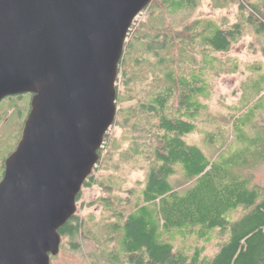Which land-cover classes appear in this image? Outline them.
<instances>
[{"label":"trees","instance_id":"1","mask_svg":"<svg viewBox=\"0 0 264 264\" xmlns=\"http://www.w3.org/2000/svg\"><path fill=\"white\" fill-rule=\"evenodd\" d=\"M176 4L177 0H153L147 10L157 16L145 27L133 25L119 70L130 86L131 77L123 68L128 71L143 61H154L146 98L124 112L130 145L123 155L126 161L143 166L142 189L133 204L130 198L123 205L113 196V186L94 179L93 173L84 187L97 184L109 196L88 205L102 206L107 217L114 219L104 223L110 240L119 237L117 248L106 254L110 264H264V187L253 184L248 173L264 161V132L255 125V131H246L252 118L264 110L263 67L254 68L259 75L252 82L259 91L250 93L251 81L244 86L243 99L253 96L247 107L252 102L254 107L247 124L243 117L234 120L241 144L234 153L222 149L209 156L187 141L207 109L203 101L211 97L209 72L222 73L224 68L216 69L217 63L225 67L215 54L228 53L248 35L259 38L264 53L263 18L250 13L226 27L196 20L177 30L166 23L168 16L189 6L173 7ZM240 7L246 12L244 4ZM118 98L119 103L127 102ZM208 143L214 146L210 139ZM2 169L0 181L5 163ZM130 193L134 196L135 190ZM84 228L76 215L60 233L63 238L73 237ZM178 239L215 242L216 251L208 256L206 246H196L191 252L178 247Z\"/></svg>","mask_w":264,"mask_h":264},{"label":"water","instance_id":"2","mask_svg":"<svg viewBox=\"0 0 264 264\" xmlns=\"http://www.w3.org/2000/svg\"><path fill=\"white\" fill-rule=\"evenodd\" d=\"M153 0H0V104L31 94L0 181V264H51L118 113V76Z\"/></svg>","mask_w":264,"mask_h":264},{"label":"rangeland","instance_id":"3","mask_svg":"<svg viewBox=\"0 0 264 264\" xmlns=\"http://www.w3.org/2000/svg\"><path fill=\"white\" fill-rule=\"evenodd\" d=\"M194 3L198 6L192 7ZM241 4L246 6V12L241 10ZM181 6H191V8L186 7L185 9L189 10L184 9L168 16L169 20L166 21L177 30L183 29L184 26L196 20L205 23L213 21L223 27L231 26L243 17H249L250 13L254 17L261 16L264 21V0H177V4L173 7ZM156 16L155 12L146 9L134 24L136 28L142 25L145 27L152 23ZM132 33L133 31L131 35ZM261 49L262 42L259 38L248 35L235 44L228 53L214 56L219 59L218 62H224L225 67L217 63L215 68H224L221 70L222 73L209 72L211 97L203 101L207 109L199 115L196 132L187 138L189 143L198 145L209 156L215 155L222 149L228 150V153H234L241 146L238 131L234 130L233 123L235 119L243 117L244 123L247 124V118L254 107L253 102L247 107L254 98L253 96L250 99L246 97L243 99L244 86L251 81L249 83L252 86L250 93L253 95L254 92L259 91L254 88L252 81L259 75L255 73V67H263L261 73H264V53ZM198 59L200 60L201 57L197 53L196 60ZM143 62L138 67L129 68L128 71L125 70L126 67L123 68L125 75L127 74L126 77H131L130 86H127L126 79L118 76V97L122 96L127 102L119 103L118 101L117 103L116 121L105 139L101 161L94 170V179L111 184L113 196L120 198L123 205H126L125 203L130 198V202L134 203V199L139 194L138 191L142 189L140 184L143 183L145 174L142 165L134 160L126 161V156L123 155L130 145L126 138L129 135V129L126 128L124 112L146 98V92L153 77L151 65L154 61L150 59ZM233 67L237 68L233 69ZM31 100L32 95L26 94L21 98L8 97L0 104V175L3 174L2 164L15 152L21 140L30 113ZM257 116V118H252V122L246 127L247 132L255 131L252 125H255L258 131L264 132V110ZM255 119H257L256 122ZM209 139L214 142V146L208 143ZM248 173L253 177V184L264 187V161L250 169ZM132 190H135L134 196L130 193ZM108 196L109 193L97 184L83 188L77 203L76 215L79 221L85 223L84 232L73 237L66 236V239H63L60 255L52 259L51 264H110L109 256L106 254L117 248L119 237L116 235L113 240H110L104 223L113 222L114 219L107 217L109 214L102 206L90 207L88 205L99 197ZM175 244L191 252L196 246H206L208 256L216 251L215 242H199L195 239L184 242L178 239Z\"/></svg>","mask_w":264,"mask_h":264},{"label":"flooded vegetation","instance_id":"4","mask_svg":"<svg viewBox=\"0 0 264 264\" xmlns=\"http://www.w3.org/2000/svg\"><path fill=\"white\" fill-rule=\"evenodd\" d=\"M63 239H66V237H64ZM62 248V247H61ZM60 252H61V250H60ZM60 255V253L58 254V256ZM57 257V256H56ZM55 257H52V259H54Z\"/></svg>","mask_w":264,"mask_h":264}]
</instances>
